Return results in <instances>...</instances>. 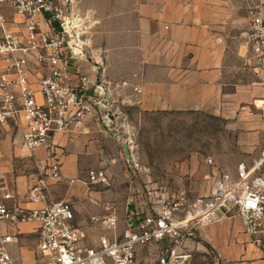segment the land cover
<instances>
[{
  "label": "crops",
  "instance_id": "obj_1",
  "mask_svg": "<svg viewBox=\"0 0 264 264\" xmlns=\"http://www.w3.org/2000/svg\"><path fill=\"white\" fill-rule=\"evenodd\" d=\"M126 1L127 7L113 11L124 18L119 29L106 36L105 46H129L132 54L115 56L100 49L102 52H94L93 61L82 64L83 72L105 87L103 99L111 121L107 129L119 130L124 111L139 115L195 113L225 121L232 133V149L221 156H209L214 166L205 160V165L189 172L205 181L210 193L222 173L234 174L241 163L250 165L264 144V76L255 70L247 43L251 9L258 0ZM3 11L12 21H24L9 7ZM29 70L31 87L42 102L38 83L46 71L34 56ZM68 76L70 83H78L72 68ZM13 91L19 97V88L13 87ZM89 94L98 97L94 88ZM95 111L83 124H73L68 132L55 135L63 181H51L48 192L49 201L72 205L75 226L85 231L87 246L111 235L93 218L101 220L112 212L123 174L119 142L106 127H99L100 109ZM21 127L13 121L0 125V178L14 197L6 202L9 208L37 209L44 204L31 203L28 191L38 171L35 157L21 144ZM225 157L227 161L222 160ZM93 170H103L112 186L86 185ZM262 172L264 176V168ZM138 205L143 214L150 213L146 201ZM0 228L14 238L10 251L16 264H42L37 258L36 223ZM206 248L215 254L218 264H264V248L256 245L255 237L246 233L238 217L220 213L218 221L200 228L185 246L191 253H206Z\"/></svg>",
  "mask_w": 264,
  "mask_h": 264
},
{
  "label": "built area",
  "instance_id": "obj_2",
  "mask_svg": "<svg viewBox=\"0 0 264 264\" xmlns=\"http://www.w3.org/2000/svg\"><path fill=\"white\" fill-rule=\"evenodd\" d=\"M9 7L24 18L12 21L3 11ZM251 27L247 43L255 70L264 76V0L251 9ZM88 15L80 13L76 0H0V125L13 121L21 127V144L34 157L37 176L28 191V200L44 204L37 209H11L6 202L13 194L0 178V226L36 223L37 258L42 264H143L147 257L142 250L158 249L156 258L147 264H194L193 255L185 249L200 228L219 220L220 213L241 219L247 234L255 237L257 246L264 248V144L250 165L241 163L234 174L222 173L210 193L192 201L184 197L168 201L160 196L154 213L140 214L127 210L125 227L117 232V217L111 212L103 219L93 218L111 232L103 235L97 245L87 246L84 230L75 226L72 205L64 201H49L50 182L61 183L62 156L54 143L59 132H68L73 124L81 125L88 116L101 115L100 128L109 127L110 110L103 96V84L83 72L85 60H94L91 26ZM85 38V39H84ZM34 56L45 69L39 80L42 102L30 83V59ZM96 65L100 64L95 61ZM74 70L77 84L69 82ZM19 88V97L13 91ZM94 88L98 97L89 92ZM118 141V129H107ZM131 174V185L151 169L143 165L133 152L129 138L122 140ZM42 157H38V153ZM214 166L211 157L206 159ZM70 180V183H74ZM90 186L110 188L112 182L103 170L89 172ZM151 195V194H149ZM129 206H132L128 203ZM263 236V237H261ZM14 238L0 228V264H16L10 245Z\"/></svg>",
  "mask_w": 264,
  "mask_h": 264
},
{
  "label": "rangeland",
  "instance_id": "obj_3",
  "mask_svg": "<svg viewBox=\"0 0 264 264\" xmlns=\"http://www.w3.org/2000/svg\"><path fill=\"white\" fill-rule=\"evenodd\" d=\"M76 2L80 13L89 16L86 22L88 21L91 26L88 38L92 42L90 47L92 55L94 52H102L100 49L107 50V53L111 52L115 56L132 54L129 46H105L106 36L113 32V29L118 30L121 18H124L119 14H113V11L127 7L126 0H76ZM122 118L119 126L122 138L118 141V147L123 158L121 161L123 174L119 176L121 185L115 190L117 204L112 209L117 217V232L120 230L122 232L125 227V211L137 208L140 214H145L138 205L141 201H146L148 204L146 210L154 213V207L155 211L160 208V205L155 204L160 196H164L168 201L181 197L192 201L209 194L208 188L204 185L205 181L189 172L193 167L200 168L205 165L207 157L214 154L221 156L232 149V133L225 121L195 113L139 115L137 112L128 111L123 112ZM125 138L132 140L131 146L138 160L151 169L149 175H143L135 180L134 187L131 185V174L124 153L122 140ZM222 160L227 161V158ZM163 182L165 186L162 185ZM120 215L123 216L121 220ZM206 249V253L192 251L194 264H218L215 254L209 248ZM141 253L145 257L150 255L143 261V264H147L156 258L158 249L152 247L150 252L145 249Z\"/></svg>",
  "mask_w": 264,
  "mask_h": 264
}]
</instances>
